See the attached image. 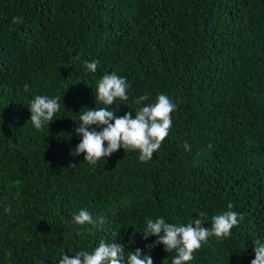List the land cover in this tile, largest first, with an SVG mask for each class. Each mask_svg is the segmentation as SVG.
<instances>
[{
    "label": "trees",
    "instance_id": "obj_1",
    "mask_svg": "<svg viewBox=\"0 0 264 264\" xmlns=\"http://www.w3.org/2000/svg\"><path fill=\"white\" fill-rule=\"evenodd\" d=\"M112 72L128 99L106 106L95 94ZM159 94L177 107L150 160L123 147L94 166L72 154L88 108L134 118ZM35 95L61 97L41 131ZM229 203L243 219L186 264H250L264 244V0H0V264H58L101 239L171 264L176 250L152 247L146 221L211 227ZM81 209L104 224L76 223Z\"/></svg>",
    "mask_w": 264,
    "mask_h": 264
},
{
    "label": "clouds",
    "instance_id": "obj_2",
    "mask_svg": "<svg viewBox=\"0 0 264 264\" xmlns=\"http://www.w3.org/2000/svg\"><path fill=\"white\" fill-rule=\"evenodd\" d=\"M12 23H22V17H14ZM98 63L99 61L96 60L91 62L85 60L84 66L89 72L95 73ZM128 88L126 77L119 76L116 72L105 74L98 81L96 101L106 106L113 105L117 98L126 101ZM24 89L28 91L27 83ZM60 99V96L35 95L31 100L28 105L31 113L29 119L37 131L43 130L45 125L49 127L50 122L54 120L53 117L60 110ZM147 99V95H141L134 99V103L141 105ZM176 107L169 96L159 94L154 103L144 104L136 109L134 118L131 111L123 116H116L115 111L108 107L88 108L80 115L81 123L75 128V133L80 135L81 139L72 154L84 153L83 160L94 166L98 160L109 157L123 147L124 150H139V159L147 162L168 136L172 126L171 113ZM92 125L96 128H92ZM97 128L101 130L97 131ZM184 147L190 150L187 142ZM227 208V211L212 217L211 227H205L202 218H196L182 225L167 223L163 217H158L155 221L148 219L143 238L156 236L157 240L153 242L152 247L163 244L167 252L176 250L177 254L171 264H186L194 259L193 253L200 249L202 244L207 243L209 237L215 236L219 239L230 236L231 229L243 219L242 213L232 210V203H229ZM203 215L200 213V217ZM73 219L78 224H90L93 227L104 224L103 217L93 219L87 209H81ZM255 245V258L250 264H264V244L257 241ZM58 264H154V262L150 254L142 257L139 248L131 251L125 259L122 243L106 242L101 239L92 252L82 250L76 252L74 256L63 252Z\"/></svg>",
    "mask_w": 264,
    "mask_h": 264
}]
</instances>
